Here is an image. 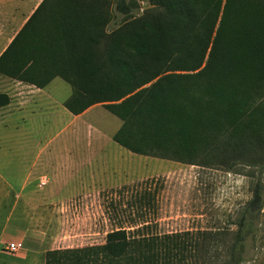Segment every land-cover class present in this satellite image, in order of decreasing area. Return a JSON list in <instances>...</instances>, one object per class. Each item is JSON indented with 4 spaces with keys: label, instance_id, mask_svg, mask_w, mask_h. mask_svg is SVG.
I'll return each mask as SVG.
<instances>
[{
    "label": "trees",
    "instance_id": "trees-1",
    "mask_svg": "<svg viewBox=\"0 0 264 264\" xmlns=\"http://www.w3.org/2000/svg\"><path fill=\"white\" fill-rule=\"evenodd\" d=\"M146 1L56 0L73 63L57 71L72 88L64 106L102 104L121 120L113 139L134 153L246 166L251 196L227 221L235 229L112 230L102 243L48 250L44 264H241L264 211V0Z\"/></svg>",
    "mask_w": 264,
    "mask_h": 264
},
{
    "label": "crops",
    "instance_id": "crops-1",
    "mask_svg": "<svg viewBox=\"0 0 264 264\" xmlns=\"http://www.w3.org/2000/svg\"><path fill=\"white\" fill-rule=\"evenodd\" d=\"M59 8L56 0H0V69L27 79L0 72V92L9 97L0 107L1 126L17 129L33 150L31 160L18 163L19 236L29 246L79 247L104 242L93 240L112 230L152 231L149 216L157 215L166 190L153 175L167 182L171 164L182 162L119 144L113 135L121 120L102 104L79 114L64 106L72 88L57 71L73 63Z\"/></svg>",
    "mask_w": 264,
    "mask_h": 264
},
{
    "label": "rangeland",
    "instance_id": "rangeland-1",
    "mask_svg": "<svg viewBox=\"0 0 264 264\" xmlns=\"http://www.w3.org/2000/svg\"><path fill=\"white\" fill-rule=\"evenodd\" d=\"M141 10L148 6L146 0H137ZM0 81V91L2 89ZM101 113L103 108H95ZM105 113L118 119L113 114ZM0 112V264H44L45 252L51 249L76 247L62 243L45 246H29L19 236L17 220V184L19 158L31 160L33 150L25 149L19 141L17 129L1 126ZM199 167L173 163L165 176L153 175V179L166 185L164 198L157 215H150L152 231L132 232L130 238L151 237L161 233L186 231L235 229L227 224L237 209L251 196L252 178L247 175L248 167L238 165L234 170L224 166ZM24 166L21 168L23 171ZM156 226V228H155ZM154 229V230H153ZM105 237L93 240L104 241ZM21 242L18 252L11 253L6 244ZM241 264H264V211L256 221L246 240V255Z\"/></svg>",
    "mask_w": 264,
    "mask_h": 264
},
{
    "label": "built area",
    "instance_id": "built-area-1",
    "mask_svg": "<svg viewBox=\"0 0 264 264\" xmlns=\"http://www.w3.org/2000/svg\"><path fill=\"white\" fill-rule=\"evenodd\" d=\"M21 247H22L21 242L11 241L6 244V249L11 253L18 252L21 249Z\"/></svg>",
    "mask_w": 264,
    "mask_h": 264
}]
</instances>
